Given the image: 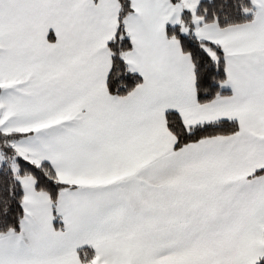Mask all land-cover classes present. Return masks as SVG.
<instances>
[{
    "label": "snow or ice",
    "instance_id": "6c2138e0",
    "mask_svg": "<svg viewBox=\"0 0 264 264\" xmlns=\"http://www.w3.org/2000/svg\"><path fill=\"white\" fill-rule=\"evenodd\" d=\"M0 264H264V0H0Z\"/></svg>",
    "mask_w": 264,
    "mask_h": 264
}]
</instances>
